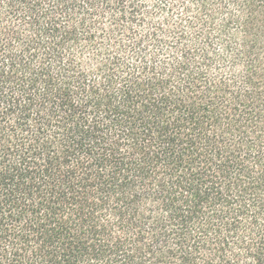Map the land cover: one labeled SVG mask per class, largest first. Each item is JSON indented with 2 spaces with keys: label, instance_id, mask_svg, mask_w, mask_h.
<instances>
[{
  "label": "trees",
  "instance_id": "obj_1",
  "mask_svg": "<svg viewBox=\"0 0 264 264\" xmlns=\"http://www.w3.org/2000/svg\"><path fill=\"white\" fill-rule=\"evenodd\" d=\"M0 264H264V0H0Z\"/></svg>",
  "mask_w": 264,
  "mask_h": 264
}]
</instances>
